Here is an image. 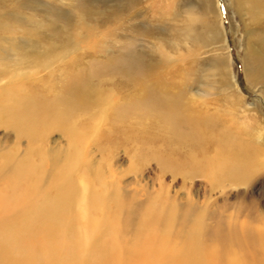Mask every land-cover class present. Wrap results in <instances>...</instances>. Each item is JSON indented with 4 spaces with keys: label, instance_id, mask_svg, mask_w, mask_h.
Here are the masks:
<instances>
[{
    "label": "rangeland",
    "instance_id": "374dc122",
    "mask_svg": "<svg viewBox=\"0 0 264 264\" xmlns=\"http://www.w3.org/2000/svg\"><path fill=\"white\" fill-rule=\"evenodd\" d=\"M229 3L0 0V67L22 55H34L39 62L38 79L29 77V67H22L24 74L0 93V147L13 155L6 159L5 152L0 154V176H5L0 201L7 200L0 218L13 219L16 205L27 209L36 196L24 193L41 186L46 172L56 184L48 190L52 197L72 184L79 192L74 197L77 209L58 219V230L49 231L32 215L36 221L29 226L35 229L24 239L27 244H39L42 251L54 242L61 247L54 260L43 254L37 264H98L102 258L95 254L102 243L111 259L106 262L148 264L151 244L166 239L163 235L178 214L193 216L172 222L171 236L183 235L185 241L178 247L192 243L191 237L198 234L199 206L205 207L210 230L219 219L213 217L215 212L223 215L225 234L220 231V240L213 241L217 246L233 248L235 242L225 239L228 226L242 233L248 227L261 228L264 80L247 76L244 56L246 48L260 49L258 54L264 56V27L249 13L251 4L233 1L232 9ZM219 17L226 43L219 41L221 33L210 34L208 28V23L219 24ZM51 43L56 48L50 52ZM21 84L24 91L16 88ZM81 91L91 93H84L78 103ZM49 105L56 125L49 116L35 124L36 112L41 114ZM171 109L175 119L183 118L187 109L205 119L190 126L173 124ZM32 126L35 138L27 132ZM196 128L203 130L198 137ZM190 135L195 139L189 140ZM54 152L65 153L59 173L48 156ZM26 157L35 159L40 174H28L32 163ZM219 157L223 163L230 161L231 169L210 178L209 165L217 164ZM241 163L242 169H232ZM18 164L27 178L14 187ZM38 200L49 201L42 196ZM80 200L86 220L80 217ZM173 238L172 243L177 241ZM23 242L0 248V264H28L17 261ZM38 248L29 255L33 250L39 254Z\"/></svg>",
    "mask_w": 264,
    "mask_h": 264
},
{
    "label": "bare ground",
    "instance_id": "6f19581e",
    "mask_svg": "<svg viewBox=\"0 0 264 264\" xmlns=\"http://www.w3.org/2000/svg\"><path fill=\"white\" fill-rule=\"evenodd\" d=\"M210 1L212 3V1H214V0H210ZM231 1H232V4H230V3L229 4H230V7L232 9H233V7H232L233 6V1H240V2L243 1L244 3L248 4L249 6L251 4L252 6H250L251 8L249 10V13H253L254 19L258 20L257 21V23H258L257 26L259 25L260 28L264 27V0H231ZM212 12H213V10H212ZM237 13L241 14L242 11L239 10ZM212 25H213V23H212ZM212 25L208 23V28H209V31L211 32L210 34L215 33V32L221 33L219 41L221 43H224V42L226 43V41H225L226 39H225V36H224L225 35L224 34L225 30H224V28L222 26L221 18L219 17V24H214L213 26ZM260 28H259V30H260ZM15 31H17V30H15ZM38 31L39 30L35 31L36 32L35 35L38 34L37 33ZM261 31H262V29H261ZM41 39H43V37ZM250 44L251 43H249V45ZM50 47H51V49H50V52H51L52 49L56 48V43H51ZM259 52H260V49H256L255 48L254 51H253V50H250L249 48H246V54L244 56V60H245V64H246L245 68H246L247 76H249L252 80H260L262 82L264 80V56L259 55L258 54ZM22 56L23 57L18 58V61L16 60L17 62L14 61L12 63H8L7 65H5L3 67H0V93H4V92H7L8 90H10L11 89L10 88L11 82H13V83L16 82V80H17L16 78L17 77L19 78L20 76H22L24 74L21 71L22 67L27 66V67L30 68L29 69V71H31V73L29 74L30 78L31 77H33V79L34 78L35 79L39 78V75H37V72H38V69H39V67H38V63L39 62L37 63V61H36L37 59H35L34 55L33 56H24V55H22ZM221 65L223 66V61L221 62ZM46 68H49L48 65H47ZM44 69H45V67H44ZM49 70H51V68ZM29 71H28V73H29ZM24 72H26V71H24ZM50 72H52V71H50ZM5 80H6V82H4ZM8 82H10V83H8ZM36 82H38V81H36ZM31 83H33V82H31ZM32 86L33 85H31V87H29V88H32ZM34 86H36V84H34ZM13 88H15V87H13ZM16 88L22 89V91H24V88H23L22 84L21 85H17ZM155 88H157L158 92L161 91V88L158 85L155 86ZM11 91L13 92L14 90H11ZM11 91H9V92H11ZM28 91H25V92H28ZM86 92L87 93L88 92L91 93V91H83V92L81 91V93L76 97L77 100H78V103H80L82 101L81 98H83V95ZM4 95H3V97H4ZM8 95H6V96H8ZM61 102H63V101H61ZM72 102H74V100ZM67 103H68V101H67ZM106 103H108V102L106 101ZM94 105H96V104H94ZM52 106H53V104H52ZM49 109H50V105H49ZM49 109L48 110H44V111L41 110L42 112L39 115L36 112V115H34V117H33L34 123L35 124H39V123L42 122V119H47L48 116H49V119H51V115L50 114H52L53 112H52L51 109H50L51 111ZM52 109H53V107H52ZM174 109H176V108H174ZM173 110L171 109L169 111V113H170L169 116L174 122L173 124L179 122V124L184 125L187 122V124L190 126L191 124L196 123V121H200V120L203 121L205 119L204 117H202L203 114L197 113L195 111L191 112L188 109L185 110L183 118H181L179 116V117H177L178 119L177 118L175 119V117H172L173 116V114H172ZM176 110H178V109H176ZM102 111L105 112L104 110H102ZM54 113H56V112H54ZM57 114L58 113H56V115ZM28 116H29V114H28ZM53 116H55V115H53ZM181 116H182V114H181ZM17 119H20V117L17 118ZM51 121H53V120L51 119ZM204 122H206V120ZM199 123H201V125H203L202 122H197L198 125H199ZM18 124L19 123H16V125L18 126V128L20 130L24 129V127L22 128V124H19V125ZM25 124H27V123H25ZM16 125L14 127H17ZM31 125H29V126H31ZM55 125H56V123H55ZM59 125L60 124H58V127L60 128ZM204 125H206V124L204 123ZM43 126L46 127L45 125H43ZM49 126H51V125H49ZM34 127L35 126H32V127L28 128L27 132H28V134L31 135V137L35 138L36 137V133L34 132V129H35ZM200 129L198 128L199 131L197 130V128L195 129V130L198 131L195 134L197 137L200 136L201 135L200 133L203 131L202 129L201 130ZM25 130L23 132L26 133ZM51 130H52V127H51ZM64 131H65V129H64ZM260 133H261V136H264L263 135L264 134L263 131H260ZM190 137H191V135H190ZM193 138H194V135H193ZM193 138L191 137V138H189V140H191V139L193 140ZM187 139H188V136H187ZM4 150L5 149L0 147V154H3L5 152V154H3L4 158L6 157V159H7L8 155L9 156H13L9 151L6 152ZM238 150H239V148H238ZM235 152H237V151H235ZM239 153H240V151H239ZM64 154L65 153L61 154L60 152H54V153H51V154L48 155L50 157V159H52V161H53L52 164L54 166L55 171H57V173L62 171L61 167L63 166V162L61 161V158H62V156ZM222 154H223V152H222ZM230 154H231V152H230ZM233 158H234V156H233ZM26 159L29 160L32 163V167L30 168V171L28 172V174H31L34 171L35 172L37 171L40 174V169H36L37 165L34 164L35 163V159L29 158V157H26ZM218 159H219V162H217V164H220V165H217L216 163H214V164H216V167L214 166L213 163L212 164L210 163V165H209V169H211L213 171L212 175H209L210 178H212L213 176L217 175V173H226V170L230 171V169H231V165L232 164H230V161L228 163H223L222 161H220L221 160L220 157ZM237 159L238 158H236L235 161H237ZM5 162L3 161L2 163H5ZM243 164L245 165V163H243ZM241 165H242V163L241 164H237V166L232 167V169L233 168L242 169ZM0 169H2V167H0ZM24 172H25V169L24 168L22 169V164H18L17 165V175L15 177L16 180H15L14 187H17L18 184L20 186L21 185L20 183H22V180L24 181L25 178H27V177L24 178L22 176V175H24ZM235 173H237V172H235ZM209 174H211V173H209ZM2 177H5V176H0V180H1ZM6 177L9 178V176H6ZM28 177H29V175H28ZM50 177H52V182H53L54 181V177L52 175L50 176V174L49 173L47 174V172H46V174L43 173L41 175V177H40V181H43V184L41 186L34 185V186H31V188H30V190L28 192L27 191H26V193L23 192L25 195H28L30 197L36 196L35 199L29 203V205L27 206V209L23 205H16V207H14L12 209L13 210V217H14L13 219L0 218V248H2L1 250L4 251L5 246H7L9 249L10 248L12 249V248H14L16 246H19L18 242H20L21 240L24 241L22 243V246H21L22 252L20 253V255H19L18 259H17V261H19V262H23V261H28L29 260L28 264H37V263H40V261L42 262L41 255H43V254H47V255L51 256V259L53 258L52 260H54V258L57 257V255L59 254V251L61 249L60 245L55 243V242L52 244V246L50 248L44 249L43 251L39 250V248H38L39 244H33V245L27 244L26 240H24V239L27 236H29V235L31 236L34 233V229H35V227L29 226L30 224H33V222L36 221L35 217L32 216V215H36V217L38 216V218L41 220V221H37L38 224H43V225L48 226L47 229L49 231H51L53 229L54 230L55 229L58 230L56 224L58 223V219L60 220V218H62V216H63V214L65 212L70 211L75 206H76V209H77V202L74 200V197L76 195V192L77 193H79V192L77 191V188L74 187V184H72V186L69 187V190L60 192L58 195L52 197L51 194H49V191H48L51 188H53L52 185L54 184V183L51 182V178ZM61 182L59 181L58 184L61 183ZM54 185H56V184H54ZM15 193L19 194L18 188L15 190ZM38 196H42V197L46 198L49 201L42 202V201L38 200ZM80 204H81V208H80V212H79L80 213V217L83 218V220H86V218H85V214L86 213L84 211V205L81 203V200H80ZM6 207H7V200L6 199L1 200L0 201V209L2 211L0 210V212H5ZM217 215H218L219 219L216 221L213 230H210L209 226L206 225L207 224V219L209 217L206 215L205 207L199 206L198 207V212H197V222H198V224H197V231H196V232H198V234L197 235H193L191 237V241H192L191 244L192 245L191 244H189V245L187 244L183 248H181V247H178V245L180 244V242L183 243L185 241L184 237H183V235L178 233L173 238V236H171L172 226H170V224H172V222H174V221L180 222L181 220L185 222V220L187 218H188L187 221H189L190 218L193 216V214H192V212H188L186 215L178 214V216H176L174 219H171V222L168 225L170 229H169L168 232L165 231V235H163V238H166V239L163 240L162 242H159V243H156V244H154V242H153L151 244L152 248L150 246V250L148 251V257H149L148 258V264H264V216L263 217L261 216V218H260L261 221L263 222V225L261 226V228L248 227L245 230L244 233H242V230L238 231L236 227H229L228 226L227 230H226L227 232H226V238L225 239L228 242H235L234 245L232 244L233 248H231V247L228 248V247H226L227 245H225V246L224 245L217 246L216 242H213L214 240H220V237H221L220 236V231L225 229V227L222 226L223 225L222 224L223 223V215L220 214V213L215 212L213 217H215ZM24 216L27 217L28 221L24 220ZM131 218H134V217L132 216ZM230 220H232V219H230ZM237 222L238 221L233 222V224H235ZM253 222H251V223H253ZM253 225H255V224H253ZM221 232H223V231H221ZM224 236H222V237L224 238ZM179 237L181 239H179ZM172 238H173V240L176 239L178 242L175 241V242L172 243V241L170 240ZM223 241L225 242V240H223ZM227 241H226V244H227ZM224 242H223V244H224ZM83 243H84V240L82 241V244ZM104 244L105 243H102L101 250H98V252L95 254L97 257L102 258L101 260L98 261V264H100V263L101 264H115V263H112V262H110V263L106 262V261H110L111 259H109V260L107 259L108 258L107 257L108 256L107 252L109 253V250L106 249V251H105L104 248L106 247V244H105V247H104ZM235 245H237V246H235ZM36 246L38 248L39 254H38L37 250H33L31 252V254L29 255L31 249L35 248ZM48 246H50V245H48ZM225 247H226V249L227 248L228 249L227 250L223 249ZM251 249H253V251ZM224 250H226V252H223ZM12 252L13 251L11 250V253ZM15 253L16 252H14V254ZM102 262H104V263H102Z\"/></svg>",
    "mask_w": 264,
    "mask_h": 264
}]
</instances>
